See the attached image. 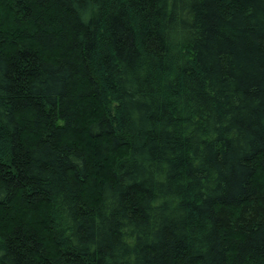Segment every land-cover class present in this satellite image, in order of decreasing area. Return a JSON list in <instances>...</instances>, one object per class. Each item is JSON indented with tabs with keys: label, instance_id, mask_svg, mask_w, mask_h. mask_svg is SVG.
I'll return each instance as SVG.
<instances>
[{
	"label": "trees",
	"instance_id": "obj_1",
	"mask_svg": "<svg viewBox=\"0 0 264 264\" xmlns=\"http://www.w3.org/2000/svg\"><path fill=\"white\" fill-rule=\"evenodd\" d=\"M0 264H264V0H0Z\"/></svg>",
	"mask_w": 264,
	"mask_h": 264
}]
</instances>
